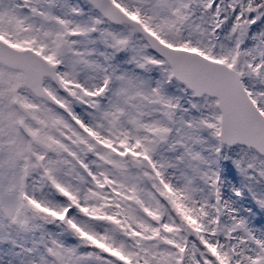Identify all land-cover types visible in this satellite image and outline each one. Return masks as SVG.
Masks as SVG:
<instances>
[{
  "label": "snow or ice",
  "instance_id": "6c2138e0",
  "mask_svg": "<svg viewBox=\"0 0 264 264\" xmlns=\"http://www.w3.org/2000/svg\"><path fill=\"white\" fill-rule=\"evenodd\" d=\"M0 264H264V0H0Z\"/></svg>",
  "mask_w": 264,
  "mask_h": 264
}]
</instances>
